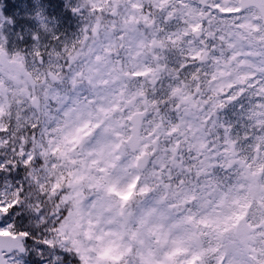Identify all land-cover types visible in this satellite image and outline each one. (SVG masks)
Segmentation results:
<instances>
[{"label":"snow or ice","instance_id":"6c2138e0","mask_svg":"<svg viewBox=\"0 0 264 264\" xmlns=\"http://www.w3.org/2000/svg\"><path fill=\"white\" fill-rule=\"evenodd\" d=\"M93 7L77 39L50 51L37 36L31 60L0 36V176L62 169L39 187L58 201L44 227L70 234L62 253L37 237L43 212L25 214L18 184L0 192L15 241L0 264H21L30 239L49 264H264V0ZM160 36L179 70L164 79Z\"/></svg>","mask_w":264,"mask_h":264},{"label":"clouds","instance_id":"9594fccd","mask_svg":"<svg viewBox=\"0 0 264 264\" xmlns=\"http://www.w3.org/2000/svg\"><path fill=\"white\" fill-rule=\"evenodd\" d=\"M100 2H103V0H64L63 6L70 9L74 13L76 18V30L72 32L71 35H65L63 31L58 29V25L61 23L59 19L53 16L51 20H48L47 17L43 14V8L37 6V9L35 10L36 16L42 18L39 19V28L42 29L45 33L49 34V42L46 44L49 50L51 51L53 48H55L57 43H60L62 45L64 43L77 39L82 29H84L86 26H90L94 22L96 16L99 15V13L95 11L93 5ZM105 11H108V6H106ZM6 19L10 20L11 18L7 17ZM105 20L107 22V17H105ZM0 36L3 37V43L5 44L6 50L19 52L21 53V55L27 56L30 48L27 50H25L24 47H14L12 49H9V37L7 33L0 31ZM58 37L62 39L58 41ZM159 40L161 41V45L156 46L157 48H159V51L156 54L161 57L160 63L164 66H157L156 71L153 73V77L164 79L169 75H174L175 72L179 70L175 69V65L168 64L165 60V56L167 54L163 51V48L169 47L166 39L163 36H160ZM38 43L41 45L40 41H38ZM145 51L149 60L155 64L156 62L152 60L154 47L152 45H149L146 47ZM27 58L28 60H31L30 56H27ZM147 87H150V85H146V88ZM169 99H171V97H169ZM218 115L222 120L228 118L227 113L224 110H220ZM233 115H235V113ZM4 155H6L9 160H11L10 154H8L7 152H0V156ZM43 167L44 165L36 164L25 168L24 165L20 164L17 167L13 168L11 172L5 169L3 177H0V192H7L6 198L11 199L13 198V193L15 191L16 185L23 184L24 188L26 189L25 197L22 198V203L25 205V214L28 215L29 213H36L37 207L43 212V215L40 218H37V215H39L38 213L30 215L28 224L37 230L39 236L46 234L47 238L53 239L58 246V251L62 253L64 237L70 236V234L66 232L62 236L59 231L48 232L47 229L51 228L52 224H55V220H53L51 224H48L47 228L44 227L48 218H50L52 216V213L55 211V207L58 201L55 198H50L49 196L45 195L39 187L40 183H47L51 177L58 176L59 172L62 169L57 168L55 170L47 169L46 171H41V168ZM17 168L22 169L19 179H16L14 175H12V173H14ZM9 189L11 191H9ZM87 194L90 195L91 193L89 192ZM67 206L68 205L64 204L60 205L61 208H66ZM0 241L3 242L5 247H10L15 243V241H12L8 237H0ZM45 264H49L48 259L46 260ZM69 264H71V261H69Z\"/></svg>","mask_w":264,"mask_h":264},{"label":"rangeland","instance_id":"374dc122","mask_svg":"<svg viewBox=\"0 0 264 264\" xmlns=\"http://www.w3.org/2000/svg\"><path fill=\"white\" fill-rule=\"evenodd\" d=\"M16 3L20 4H25L27 7L28 5H32L34 7L37 6L38 0H14ZM42 3V2H41ZM45 3V2H44ZM0 8L3 9V2L0 3ZM0 9V31L7 33L9 37V43L8 47L9 49H12L14 47H25V50L31 48V46L36 42L35 38L39 36L41 46L46 45L49 42V34L45 33L42 29L39 28L40 20L36 16V12L32 13L30 12L26 17H25V23H18L20 19H13L10 21L9 19H6L8 14L4 10ZM43 14L47 17L46 13L43 10ZM70 17L73 21V27L71 32L65 35H71L72 32L76 30V24H75V15L74 13L70 10ZM27 25V26H26ZM60 27V24L58 25V28ZM17 260L21 261L22 259L17 256ZM45 264V263H44Z\"/></svg>","mask_w":264,"mask_h":264},{"label":"trees","instance_id":"16d2710c","mask_svg":"<svg viewBox=\"0 0 264 264\" xmlns=\"http://www.w3.org/2000/svg\"><path fill=\"white\" fill-rule=\"evenodd\" d=\"M21 172H22V169L17 168L15 170V172L12 173V175H14V177L16 179H19ZM0 177H3V176H0ZM37 237H39L38 233H37ZM39 243H40V241L38 239H30V240H28V247L31 251H34L36 254V256L33 259L40 258V259H42V261H46L48 259V257H47V255L44 254L42 247H37V244H39ZM34 261L37 263V260H34Z\"/></svg>","mask_w":264,"mask_h":264}]
</instances>
